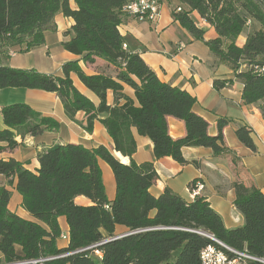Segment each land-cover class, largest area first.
<instances>
[{
    "label": "trees",
    "instance_id": "16d2710c",
    "mask_svg": "<svg viewBox=\"0 0 264 264\" xmlns=\"http://www.w3.org/2000/svg\"><path fill=\"white\" fill-rule=\"evenodd\" d=\"M69 1L0 0V90L54 93L69 119L77 112L84 113L87 132L98 121L114 150L128 157L129 163L122 164L104 146L89 149L76 143L55 144L40 151L35 157V172L14 159H0V175L6 181L0 186V264L39 258H53L43 264H200V251L208 245L216 247L201 233L264 259V194L255 185L232 184L233 206L243 224L231 230L202 197L188 202L168 188L154 197L149 191L157 179L153 164L132 160L136 151L132 129L152 142L155 160L170 158L184 165L181 150L185 147L208 148L215 155L226 152L222 130L228 121L219 119L217 134L209 135L207 122L193 112L195 98L161 82L139 55L125 50L118 26L127 16L125 4L133 0H73L74 10ZM176 1L184 9L178 6L181 12L177 13L176 7L174 19L194 39L203 41L218 63L233 71L242 82L243 103L256 105L264 119V72L256 71L264 67V0ZM58 12L73 20L72 37L62 48L81 57L85 64L102 60L107 70L87 75L72 61L61 66V76H52L3 64L8 50L23 46L17 51L28 52L41 46L44 33L55 28L53 18ZM191 12L213 27L215 39L204 41L203 31L189 16ZM249 22L256 26L238 47L235 41ZM71 73L96 96V106L73 87ZM225 83L215 81L214 87L221 89ZM124 86L133 91V99L123 93ZM107 91L113 94V106L106 104ZM1 115L6 128L0 131V153L14 150L16 137H36L59 127L57 121L23 103L4 106ZM99 115L104 117L98 119ZM167 117L183 122V137L168 135ZM235 136L255 151L247 126H238ZM98 160L111 169L115 183L112 201L105 197ZM195 183L189 184V190ZM8 187L20 195L21 208L32 220L8 210ZM80 196L91 205H77L74 200ZM59 217H64L68 226L66 248L57 246ZM117 226L128 232L115 236ZM98 243L102 244L95 249L60 257ZM94 250L100 251V259L93 255Z\"/></svg>",
    "mask_w": 264,
    "mask_h": 264
},
{
    "label": "crops",
    "instance_id": "0c3cea01",
    "mask_svg": "<svg viewBox=\"0 0 264 264\" xmlns=\"http://www.w3.org/2000/svg\"><path fill=\"white\" fill-rule=\"evenodd\" d=\"M159 18L155 22L140 21L130 16H124L118 26V32L123 40L125 50L137 54L144 63L164 83L171 84L186 91L196 102L193 112L203 118L207 124L209 135L217 134V121L226 119L227 125L222 130L226 152L215 155L211 149L200 147H185L181 153L184 165L170 158L155 160L153 145L148 138L138 136L132 129L136 142V151L132 160L136 164L151 162L157 174L150 193L157 197L165 188L170 189L186 201L189 198V184L193 181L202 185L199 197L205 199L222 219L227 229L242 226L243 218L233 206L235 195L232 184L243 182L255 185L264 194V119L256 105H246L241 98L242 82L234 77L233 71L225 64H220L210 53L203 41L194 39L188 31L182 28L174 19L172 11L181 6L176 0H158ZM72 10L76 9L73 0L69 1ZM183 9L184 7L181 6ZM195 26L203 31L204 41L217 37L213 27L205 23L196 12L190 13ZM55 28L44 33L43 44L30 49L28 52L17 51L20 48L8 50V57L3 64L14 69L35 70L39 73L61 76V66L67 62L77 61L79 67L87 75L105 71V63L95 59L91 64H85L81 57L75 56L62 48V43L72 37L73 20L58 12L53 18ZM249 32H244L235 41L236 46L242 47ZM73 87L87 97L95 106L96 96L87 90L77 76L70 74ZM215 81H226L224 87L216 89ZM230 81V82H229ZM229 82V83H228ZM123 93L133 99V91L127 86ZM15 103L28 105L43 117H49L58 122L55 131H44L41 135L24 138L16 137L18 146L11 152L0 153V159H14L28 170L38 168L37 154L43 149L59 144H80L94 149L98 146L107 148L122 164L129 163L128 157H123L113 148V143L105 129L98 121H94L91 132L85 130V115L83 112L74 114L69 119L63 111L61 102L54 93L40 90L6 88L0 90V131L5 129L1 108ZM106 104L113 106V94L106 93ZM104 115L97 118L102 119ZM168 135L179 139L185 135L182 121L167 117ZM247 126L251 130V139L255 146L252 152L244 147L236 138L238 126ZM119 156L121 158H119ZM101 170L105 197L112 201L115 195V183L109 166L98 160ZM6 181L0 175V186ZM10 200L8 210L25 220H32L30 215L21 208V197L14 187H8ZM77 205L89 206L91 202L80 196L75 198ZM61 233L68 234V226L64 217L58 218ZM127 229L117 226L114 235L122 236ZM59 248H66L67 242L57 239Z\"/></svg>",
    "mask_w": 264,
    "mask_h": 264
},
{
    "label": "built area",
    "instance_id": "2783aa9c",
    "mask_svg": "<svg viewBox=\"0 0 264 264\" xmlns=\"http://www.w3.org/2000/svg\"><path fill=\"white\" fill-rule=\"evenodd\" d=\"M159 1L158 0H133L129 2L127 5L125 4L123 8V12L130 17H133L140 21H147V22H155L159 18ZM175 12H181V8H176ZM123 47H125L123 45ZM257 72H264V67L256 70ZM202 189V185L199 183H195V188L189 190V198L191 200L194 199L195 196L198 195V192ZM201 235L208 237L210 239H214L213 236L208 234ZM65 237H68L67 234L61 233L58 237L59 240L64 242ZM102 243L91 245L87 248H83L80 251H75L71 253L63 254L60 257H65L74 253H82L87 250L95 249L100 246ZM94 256L97 259L101 258V253L98 250H94ZM229 254H236V259L239 264H264V259H260L255 257L247 252V250L237 251L231 247L224 245L223 243L216 240V247L215 248H206L200 251V264H230L229 261ZM53 259V258H39L35 260H29L24 262H17L11 264H43L44 262ZM10 264V263H5Z\"/></svg>",
    "mask_w": 264,
    "mask_h": 264
},
{
    "label": "bare ground",
    "instance_id": "6f19581e",
    "mask_svg": "<svg viewBox=\"0 0 264 264\" xmlns=\"http://www.w3.org/2000/svg\"><path fill=\"white\" fill-rule=\"evenodd\" d=\"M206 238H208V237H206ZM67 239H68V237H65L64 242L65 241L67 242ZM208 239H210V238H208ZM210 240H213L216 243V240H214V239H210ZM206 248H215V246L208 245L205 247V249ZM229 261H230V264H239L237 259H236V254H229Z\"/></svg>",
    "mask_w": 264,
    "mask_h": 264
},
{
    "label": "rangeland",
    "instance_id": "374dc122",
    "mask_svg": "<svg viewBox=\"0 0 264 264\" xmlns=\"http://www.w3.org/2000/svg\"><path fill=\"white\" fill-rule=\"evenodd\" d=\"M255 26H256L255 24H253L252 22H249L246 25V28H245L244 32H252V30L255 28Z\"/></svg>",
    "mask_w": 264,
    "mask_h": 264
}]
</instances>
